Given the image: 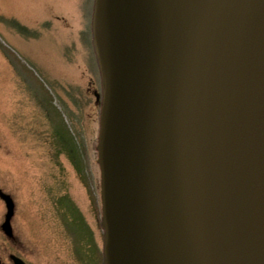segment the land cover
I'll return each instance as SVG.
<instances>
[{"label": "water", "instance_id": "95a60500", "mask_svg": "<svg viewBox=\"0 0 264 264\" xmlns=\"http://www.w3.org/2000/svg\"><path fill=\"white\" fill-rule=\"evenodd\" d=\"M91 27L102 264H264V0H94Z\"/></svg>", "mask_w": 264, "mask_h": 264}, {"label": "rangeland", "instance_id": "374dc122", "mask_svg": "<svg viewBox=\"0 0 264 264\" xmlns=\"http://www.w3.org/2000/svg\"><path fill=\"white\" fill-rule=\"evenodd\" d=\"M93 8L94 0H0V186L14 196L18 237L11 244L1 233L0 249L30 264H95L102 249ZM5 212L0 201V223Z\"/></svg>", "mask_w": 264, "mask_h": 264}, {"label": "flooded vegetation", "instance_id": "af4514ba", "mask_svg": "<svg viewBox=\"0 0 264 264\" xmlns=\"http://www.w3.org/2000/svg\"><path fill=\"white\" fill-rule=\"evenodd\" d=\"M89 178H90V184L92 186V182L93 181V177H92V174L90 172H93L91 169H89ZM19 180V179H18ZM18 182V190L20 191V187L22 188L24 184L23 183V180L22 181H17ZM95 183V181H94ZM98 188H99V192H98ZM0 189L5 192L6 194L10 195V197L12 198L13 200V203H14V212H13V216L15 214V210H16V202H15V199H14V196L11 192L5 190L4 187L0 186ZM95 191H96V196H98V193L100 194V182H99V186H97V180H96V183H95ZM0 201L4 204V206L6 207V203H5V200L0 196ZM55 203V202H54ZM2 217L3 215L4 216V221L6 219V215H7V207H6V212L5 214H1ZM1 221V219H0ZM0 223V237H1V233L3 236H6L8 238V241L11 243V244H15V243H18V237L17 235H14L13 232H14V226L12 225V220H11V228H12V234L9 235L6 233V231L3 229V223ZM5 247L1 248L0 249V264H16V259H20L22 260L24 263L26 264H30L28 262V260L22 256L21 253L17 252V250H7V249H4Z\"/></svg>", "mask_w": 264, "mask_h": 264}, {"label": "bare ground", "instance_id": "6f19581e", "mask_svg": "<svg viewBox=\"0 0 264 264\" xmlns=\"http://www.w3.org/2000/svg\"><path fill=\"white\" fill-rule=\"evenodd\" d=\"M100 114V113H99Z\"/></svg>", "mask_w": 264, "mask_h": 264}]
</instances>
